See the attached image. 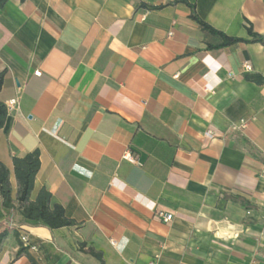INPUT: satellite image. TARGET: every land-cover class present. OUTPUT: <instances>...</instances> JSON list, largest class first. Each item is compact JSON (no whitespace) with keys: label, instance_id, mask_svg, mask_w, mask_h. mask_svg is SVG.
Wrapping results in <instances>:
<instances>
[{"label":"crops","instance_id":"1","mask_svg":"<svg viewBox=\"0 0 264 264\" xmlns=\"http://www.w3.org/2000/svg\"><path fill=\"white\" fill-rule=\"evenodd\" d=\"M191 6L227 35H264V0L0 5L12 203V158L38 150L31 199L45 188L74 220L20 224L0 200V264H32L14 229L51 243L52 264H264V82L248 79L264 77V45L209 47Z\"/></svg>","mask_w":264,"mask_h":264},{"label":"trees","instance_id":"2","mask_svg":"<svg viewBox=\"0 0 264 264\" xmlns=\"http://www.w3.org/2000/svg\"><path fill=\"white\" fill-rule=\"evenodd\" d=\"M6 1L7 0H0V5L4 4ZM190 16L197 22L201 29L219 39L217 44L209 45V47L223 48L238 42H257L264 45V35L254 32L250 26L247 27L248 37H236L227 35L200 19L195 13L194 6H191ZM3 73V71L0 72V90L3 83ZM248 79L264 82V77L261 75H253L248 77ZM6 113L5 105L0 102V128L4 123ZM39 163L38 150H32L22 156H14L12 158V171L17 184V204L13 205L9 172L7 167L0 161V200L2 208L16 209L21 217L19 221L20 224L44 226L48 229L60 228L73 224L74 220L68 216L65 209L60 204L52 201L51 194L45 188H41L36 197L31 199L34 178L38 171ZM243 204L245 207L248 206L245 202H243ZM7 233L6 229L0 231V244ZM13 234L19 244L16 256L25 254L32 264H52L58 259L59 252L51 243L29 237L26 232L19 229H14ZM23 234L27 235L26 242L21 240V235ZM31 246H35L36 251L30 250Z\"/></svg>","mask_w":264,"mask_h":264},{"label":"built area","instance_id":"3","mask_svg":"<svg viewBox=\"0 0 264 264\" xmlns=\"http://www.w3.org/2000/svg\"><path fill=\"white\" fill-rule=\"evenodd\" d=\"M243 67H244L245 70H250V69H251V66H250L248 63H244V64H243ZM34 73H35L36 75H39V74H40V72H39L38 70H36ZM6 107H7L8 109L16 108V107H17V98H13V99L8 100L7 103H6ZM246 124H247V120H245V119H241V120H239L238 123L231 124L229 128H230L231 130H233V131H235V130H236V131H237V130H242V129L246 126ZM207 133L211 134V130H207ZM258 175H259V177L264 176V169H262V170L259 172ZM157 215H158L160 218H162V220L165 221V222L170 221L171 218H172V215H171V214H165V213H163V212H158ZM21 240H22L23 242H26V241H27V235H24V234L21 235ZM111 243L113 244L114 241L111 240ZM30 250H32V251H36V247H35V246H31Z\"/></svg>","mask_w":264,"mask_h":264}]
</instances>
